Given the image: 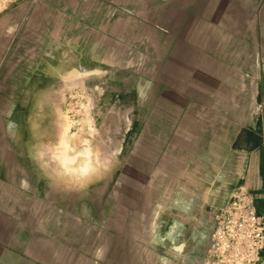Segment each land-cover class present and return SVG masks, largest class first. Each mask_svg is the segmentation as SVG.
Returning a JSON list of instances; mask_svg holds the SVG:
<instances>
[{"label":"crops","instance_id":"1","mask_svg":"<svg viewBox=\"0 0 264 264\" xmlns=\"http://www.w3.org/2000/svg\"><path fill=\"white\" fill-rule=\"evenodd\" d=\"M22 1L0 18V264H186L190 209L242 184L264 214V0ZM86 71L119 86L125 143L69 132L54 80Z\"/></svg>","mask_w":264,"mask_h":264},{"label":"rangeland","instance_id":"2","mask_svg":"<svg viewBox=\"0 0 264 264\" xmlns=\"http://www.w3.org/2000/svg\"><path fill=\"white\" fill-rule=\"evenodd\" d=\"M26 1V0H25ZM23 2L22 0H0V18H2V14L8 10L9 8L16 7L18 3ZM9 32L7 31L6 25L1 24L0 25V69L2 67V62L4 58V54L7 51L6 48V42L3 40V36H6ZM79 78L75 79H69V80H54V87L61 86V82H64L63 87L69 88V96H68V110L64 112V115L66 116L64 121L69 125V132L72 129V126L79 125L78 127H73V130L75 133L72 134H78V135H83V136H88V135H93V134H100L102 137H107V135H112L110 138L114 139H122L124 140H129L130 139V133L132 128H128L127 125L121 121L120 116L118 113H116L118 104L114 103V100L110 99V96L106 95L108 91L106 89L109 88H116L119 87L118 85L114 84H109L108 80H93L90 78L92 76V73H89L86 71L84 74L77 73L75 76ZM71 76V75H70ZM83 76V77H82ZM106 88V89H105ZM65 100V99H64ZM67 103V102H65ZM123 110V107L120 109ZM113 115L116 117L114 119ZM122 115L125 116V113L122 112ZM61 118L62 113H54V117ZM138 123V122H137ZM115 126V130H110L111 126ZM112 126V127H113ZM55 130V129H54ZM58 131V134H61V130L58 128L56 129ZM136 130V129H135ZM60 132V133H59ZM71 134V133H70ZM134 134V132H133ZM103 147L105 144H102ZM89 147L91 145H88ZM60 147L61 145L59 143L53 144V152L54 156L60 155ZM93 146H91L92 148ZM95 151H101L99 147H93L92 148ZM54 167L53 171L56 169L58 172V177L60 175V169H59V159L55 161L54 159ZM58 162V163H57ZM202 196V200L204 201V198L206 199L207 197ZM212 199V198H210ZM203 203V202H202ZM208 203L212 207H196L192 208L190 210L196 211L197 214H200V223L196 225V228L194 229L195 231V239H187V244L188 243H193L196 245L195 247L198 246V249L194 248V251L192 252V255L188 258L185 256V254H182L181 260H186L187 258L189 260H192V256L194 259V255L196 254L197 257L201 256L202 254H205V251L208 246V232L209 228L211 226V217L212 214L209 216L205 217L206 213L209 212V210L215 209V207L219 206V202H210ZM218 203V204H216ZM201 204V203H200ZM206 204V202H205ZM216 204V205H215ZM199 205V203H198ZM213 213V212H212ZM203 220V222H202ZM206 222L207 227L203 229V223ZM171 226L173 224H170ZM187 244L185 246V249H187ZM185 253V252H184ZM195 255V256H196ZM188 260V261H189Z\"/></svg>","mask_w":264,"mask_h":264},{"label":"built area","instance_id":"3","mask_svg":"<svg viewBox=\"0 0 264 264\" xmlns=\"http://www.w3.org/2000/svg\"><path fill=\"white\" fill-rule=\"evenodd\" d=\"M257 195L242 184L215 207L209 241L199 264H264V214Z\"/></svg>","mask_w":264,"mask_h":264},{"label":"bare ground","instance_id":"4","mask_svg":"<svg viewBox=\"0 0 264 264\" xmlns=\"http://www.w3.org/2000/svg\"><path fill=\"white\" fill-rule=\"evenodd\" d=\"M117 199L119 200V197H117ZM207 216H209V215L206 214L205 217H207ZM202 222H203V220H202ZM211 226H212V217H211ZM211 226H210L209 229H211ZM203 227H204L203 229H205L207 227L206 222L203 223ZM194 235L192 236V238H190V240L191 239H192V241H193V239L196 240ZM196 249H198V247ZM181 250H182V246L181 245L176 246V258L177 259H179L180 257H182V255L180 254L181 253ZM184 262L187 264L188 263V258Z\"/></svg>","mask_w":264,"mask_h":264}]
</instances>
